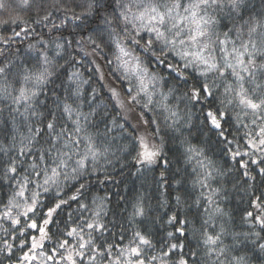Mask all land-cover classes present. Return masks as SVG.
Wrapping results in <instances>:
<instances>
[{
	"label": "snow or ice",
	"instance_id": "1",
	"mask_svg": "<svg viewBox=\"0 0 264 264\" xmlns=\"http://www.w3.org/2000/svg\"><path fill=\"white\" fill-rule=\"evenodd\" d=\"M0 264H264V0H0Z\"/></svg>",
	"mask_w": 264,
	"mask_h": 264
},
{
	"label": "trees",
	"instance_id": "2",
	"mask_svg": "<svg viewBox=\"0 0 264 264\" xmlns=\"http://www.w3.org/2000/svg\"><path fill=\"white\" fill-rule=\"evenodd\" d=\"M113 175L117 180H122V182L118 187H115L112 184H108L105 188L101 189V194H103V192L105 191L111 190L113 193L119 191L121 194L132 195L134 193V190L139 186V181L135 177L128 176L127 170H125L123 179L121 178L118 169L117 172L113 173Z\"/></svg>",
	"mask_w": 264,
	"mask_h": 264
}]
</instances>
